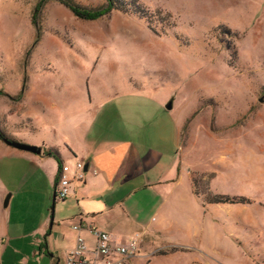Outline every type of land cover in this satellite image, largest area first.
I'll return each mask as SVG.
<instances>
[{"label": "rangeland", "instance_id": "rangeland-1", "mask_svg": "<svg viewBox=\"0 0 264 264\" xmlns=\"http://www.w3.org/2000/svg\"><path fill=\"white\" fill-rule=\"evenodd\" d=\"M66 1L92 13L109 5ZM114 3L92 20L60 0H0V238L28 252L58 223L89 225L95 204L84 212L81 201L106 199L105 167L72 182L52 216L61 163L72 177L77 162L132 141L174 155L183 181L165 162L150 175L158 184L127 200L130 216L144 224L158 210L164 226L151 230L167 229L166 201L183 233L165 234L169 246L139 238L130 264H264V0ZM5 140L42 147V157ZM16 252L0 264H15Z\"/></svg>", "mask_w": 264, "mask_h": 264}, {"label": "crops", "instance_id": "crops-1", "mask_svg": "<svg viewBox=\"0 0 264 264\" xmlns=\"http://www.w3.org/2000/svg\"><path fill=\"white\" fill-rule=\"evenodd\" d=\"M27 144V143H24ZM30 145V144H29ZM34 146V145H33ZM39 147V146H37ZM40 148V147H39ZM42 150V147L40 148ZM42 157V154L40 155ZM50 156V155H49ZM44 157H47L44 156ZM99 160L105 167L106 170V183L110 186V192L106 193V198L103 203L96 201H89L88 199L82 200V206L85 205L84 212L92 210V203L95 204L94 210L96 211V218L91 220L89 225L83 223L82 220L77 224L68 225L65 223H58L56 226L48 230L47 236H36L30 238L28 242V252H19L18 248L15 247V237L11 235L5 237L2 236L1 239V251L0 257H5L7 255L9 248L13 250V253L18 254V261L15 264H64V261L69 253V251L74 246L76 237L80 235H85L88 242H92V237L88 231H81L76 233L72 230L73 225L82 226H94L101 231L110 234L113 240L118 242H126L134 236L139 238H155L158 243L155 245L169 246L173 239H169L165 234L169 232H174L173 236L182 234V226L179 222L171 221L167 219L165 210L167 203L166 201L162 203V224H167L168 228L162 231L156 230L158 227L164 226L160 223H156L157 220L154 216L158 215V210L150 213L148 220L142 224V222L133 219L127 208V200L132 196L133 193H137L141 190L147 191L148 187L158 184L157 182L152 185L151 174L157 175L162 171L165 166H171L175 168L178 166L177 160H175L174 155H168L165 160V155L150 149L142 150L138 144L132 141L120 142L116 145L109 146L106 150L98 154L92 161L84 162L88 166L86 172L89 171L90 167L94 164L97 165ZM177 175L173 182H176V186L179 187L183 179L181 176V170L177 169ZM94 176H97V172H93ZM156 179H159L157 177ZM87 183L85 178L84 184ZM55 195V190H54ZM171 197V194H168ZM54 197V196H53ZM172 199V197H171ZM182 201L180 199L179 203ZM101 206V207H100ZM159 213V214H160ZM153 217V219H151ZM151 221L155 223H151ZM178 223V224H177ZM156 225V229L151 230L152 227ZM40 227V226H39ZM56 227L55 237L49 238L50 234H54V228ZM176 234V235H175ZM187 236V234H184ZM162 236V240H161ZM154 242V240H153ZM61 243L62 245H58ZM176 243H181L176 241ZM182 244V243H181ZM16 249V251H15ZM22 260V261H21ZM3 264V262H2Z\"/></svg>", "mask_w": 264, "mask_h": 264}, {"label": "built area", "instance_id": "built-area-1", "mask_svg": "<svg viewBox=\"0 0 264 264\" xmlns=\"http://www.w3.org/2000/svg\"><path fill=\"white\" fill-rule=\"evenodd\" d=\"M70 168L62 166L55 196L62 200L70 196L72 182H85V163L79 161L76 171L71 177ZM72 230L80 233L88 231L92 242H88L82 235H78L74 247L69 251L64 264H130L139 256V237L134 236L126 244L113 240L110 234L94 226L73 225Z\"/></svg>", "mask_w": 264, "mask_h": 264}, {"label": "trees", "instance_id": "trees-1", "mask_svg": "<svg viewBox=\"0 0 264 264\" xmlns=\"http://www.w3.org/2000/svg\"><path fill=\"white\" fill-rule=\"evenodd\" d=\"M62 4H64L75 16L81 18V19H97L100 15H104L105 13H107V11L111 10V9H116L115 8V3L114 0H108V8L99 10L98 12H93L92 11H88V10H84L82 8H79L75 5H72L69 1L66 0H60ZM2 136V135H0ZM3 138V137H2ZM50 155H56L58 157V159H60V156L55 153L52 152L50 153ZM63 164L61 163V168H62ZM61 170V169H60ZM56 192V189H55ZM57 198V197H56ZM212 203L215 204H242L243 202H245V200H243L242 198H231L228 196H216L212 198Z\"/></svg>", "mask_w": 264, "mask_h": 264}, {"label": "water", "instance_id": "water-1", "mask_svg": "<svg viewBox=\"0 0 264 264\" xmlns=\"http://www.w3.org/2000/svg\"><path fill=\"white\" fill-rule=\"evenodd\" d=\"M167 110H170L171 109V103L169 105H167L166 107ZM6 144H8L10 147H13V148H16L18 150H22V151H26V152H29V153H32V154H35V155H41L42 153V150L38 147H35V146H32V145H28V144H22V143H19V142H9L7 140H5ZM88 169V166L85 165V172L87 171ZM55 198L56 196L54 195V202H53V209H52V216H53V211L55 209ZM8 205V199H6L5 201V204H4V207H7ZM53 220V219H52ZM51 229V228H50Z\"/></svg>", "mask_w": 264, "mask_h": 264}]
</instances>
